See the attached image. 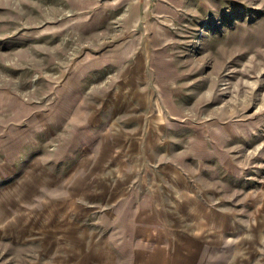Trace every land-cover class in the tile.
I'll return each mask as SVG.
<instances>
[{"label":"rangeland","instance_id":"rangeland-1","mask_svg":"<svg viewBox=\"0 0 264 264\" xmlns=\"http://www.w3.org/2000/svg\"><path fill=\"white\" fill-rule=\"evenodd\" d=\"M0 264H264V0H0Z\"/></svg>","mask_w":264,"mask_h":264}]
</instances>
